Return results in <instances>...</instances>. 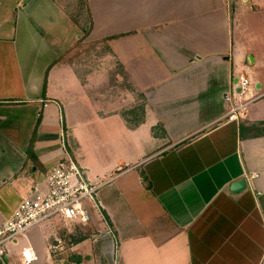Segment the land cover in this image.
Wrapping results in <instances>:
<instances>
[{
	"label": "crops",
	"instance_id": "1",
	"mask_svg": "<svg viewBox=\"0 0 264 264\" xmlns=\"http://www.w3.org/2000/svg\"><path fill=\"white\" fill-rule=\"evenodd\" d=\"M237 5L264 0H0V223L67 159L104 183L88 224L43 223L0 264H24L26 250L29 264H264V43L232 75ZM79 69L101 72L95 92L117 76L146 96L143 121L147 108L163 121L149 148L121 140L123 119L105 118L113 106L85 103ZM250 74L258 99L213 124L233 78Z\"/></svg>",
	"mask_w": 264,
	"mask_h": 264
},
{
	"label": "built area",
	"instance_id": "2",
	"mask_svg": "<svg viewBox=\"0 0 264 264\" xmlns=\"http://www.w3.org/2000/svg\"><path fill=\"white\" fill-rule=\"evenodd\" d=\"M250 86L248 78L239 75L237 83L232 84L230 91L224 96L226 107L223 116L213 124L238 122L239 115L258 99L254 95L248 96ZM235 88L240 89L238 94L234 92ZM242 97L244 99H241ZM46 184L44 194L24 197L11 217L0 223V259L8 254V247L13 242L43 223L58 219L69 226L88 224L91 216L87 209V201H93L98 190L104 185L90 184L70 159L58 163L51 169ZM22 256L24 264L36 259L29 250L24 251Z\"/></svg>",
	"mask_w": 264,
	"mask_h": 264
},
{
	"label": "rangeland",
	"instance_id": "3",
	"mask_svg": "<svg viewBox=\"0 0 264 264\" xmlns=\"http://www.w3.org/2000/svg\"><path fill=\"white\" fill-rule=\"evenodd\" d=\"M74 3L75 2H73V5ZM69 4L70 2L66 5ZM238 6L239 5H237L232 17L233 27L235 26L236 22L239 23V27L235 29L233 35V52L235 56L231 57L233 62L230 66L232 69L231 73L234 76L238 73V68H242V70L245 72L251 69V67L246 66V58L247 56H250L249 53L252 52L258 56V54L256 53L257 50L255 49V45H258L262 42L264 43V5L255 6L253 7V9L251 6H247L246 9ZM77 17L80 20L87 18L84 14H78ZM250 43L253 45L252 49L248 48L250 46ZM75 51L79 52V54L82 55V51H80V48H75L74 52ZM99 51L100 50H95L94 53L98 54ZM115 52L117 53V49H115ZM236 55H239V58H237V60L235 59ZM112 61L116 62V60L112 58L111 66H116V64H114ZM94 65L96 66V64ZM100 74L101 72L98 71L92 75H89L88 73H84V71L79 69L77 72V80L75 82L76 85L74 90L79 91V89L83 88L85 91L79 92V95H83L84 99L88 100V102L85 103H90L93 107L101 105L114 107L111 108L108 114L105 115V118L112 120L115 119L114 116H117L118 118L120 117L123 119V121L125 122L123 131L126 135H123L121 133V140L125 141L126 145L130 149H135V152L138 154L141 148H149L152 142V140L150 139L151 134H153L154 136L156 134V137L159 135L160 131L163 130V121L157 120L156 122L157 113L155 115V112L149 110V108H147V111L145 110L147 119L143 121L146 96L137 95L134 97H130L134 92V85L131 81L126 82L125 80L122 83L119 78H117V76H113L112 86H107L103 93L102 91L99 93L95 92L94 90L96 88V84L98 83V81H100L98 79V76H100ZM248 80L250 84H252V82L254 81L253 75L250 74L248 76ZM169 83H174L175 87L178 83L177 78L175 80L172 79V81H170ZM86 90L88 92H86ZM128 99H132L134 101V106L124 111V107L122 106H125V102ZM241 99H244V97H242ZM118 106L122 107L119 111L117 108ZM137 107L142 108L143 111L140 112L139 110H137ZM79 115L84 116V113H79ZM91 118L93 119V117H90L86 120L90 121ZM150 124L154 128H150L148 126ZM116 138L118 139V137ZM130 175L125 176V178L130 179ZM87 204L94 211V209L91 207V201H87Z\"/></svg>",
	"mask_w": 264,
	"mask_h": 264
},
{
	"label": "water",
	"instance_id": "4",
	"mask_svg": "<svg viewBox=\"0 0 264 264\" xmlns=\"http://www.w3.org/2000/svg\"><path fill=\"white\" fill-rule=\"evenodd\" d=\"M246 63L248 65H250L252 63V59H250L249 57H247L246 59ZM237 83V78L234 77L233 78V81H232V84H236ZM254 88L258 89V86L257 85H253ZM234 92L236 94H238L240 92V89L239 88H235ZM246 189V182L244 179H240L238 181H235L233 183H231V185L229 186V191L232 193V194H237V193H240L242 192L243 190Z\"/></svg>",
	"mask_w": 264,
	"mask_h": 264
},
{
	"label": "trees",
	"instance_id": "5",
	"mask_svg": "<svg viewBox=\"0 0 264 264\" xmlns=\"http://www.w3.org/2000/svg\"><path fill=\"white\" fill-rule=\"evenodd\" d=\"M33 140H34V134L32 136V139L30 140V144L28 146V153L31 151L32 145H33Z\"/></svg>",
	"mask_w": 264,
	"mask_h": 264
},
{
	"label": "clouds",
	"instance_id": "6",
	"mask_svg": "<svg viewBox=\"0 0 264 264\" xmlns=\"http://www.w3.org/2000/svg\"><path fill=\"white\" fill-rule=\"evenodd\" d=\"M26 255H27V253H26Z\"/></svg>",
	"mask_w": 264,
	"mask_h": 264
}]
</instances>
